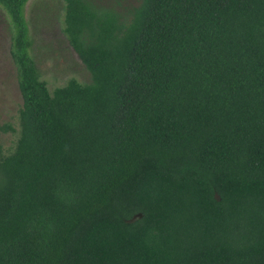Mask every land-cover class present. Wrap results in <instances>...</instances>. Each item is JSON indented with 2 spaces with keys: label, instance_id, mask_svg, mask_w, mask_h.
Here are the masks:
<instances>
[{
  "label": "trees",
  "instance_id": "16d2710c",
  "mask_svg": "<svg viewBox=\"0 0 264 264\" xmlns=\"http://www.w3.org/2000/svg\"><path fill=\"white\" fill-rule=\"evenodd\" d=\"M28 1L0 0L23 99L0 264H264V0H65L91 81L53 91Z\"/></svg>",
  "mask_w": 264,
  "mask_h": 264
},
{
  "label": "rangeland",
  "instance_id": "374dc122",
  "mask_svg": "<svg viewBox=\"0 0 264 264\" xmlns=\"http://www.w3.org/2000/svg\"><path fill=\"white\" fill-rule=\"evenodd\" d=\"M104 8L126 13L141 0H93ZM65 0H29L25 15L34 45L33 56L51 91L70 78L83 83L91 81V74L69 45L64 31ZM12 25L7 11L0 4V156L11 153L20 134L19 112L23 99L18 73L11 56ZM13 126L15 131L4 130Z\"/></svg>",
  "mask_w": 264,
  "mask_h": 264
},
{
  "label": "water",
  "instance_id": "95a60500",
  "mask_svg": "<svg viewBox=\"0 0 264 264\" xmlns=\"http://www.w3.org/2000/svg\"><path fill=\"white\" fill-rule=\"evenodd\" d=\"M139 217H141V214H137V215H135L134 218L131 219L130 221H134V220L138 219Z\"/></svg>",
  "mask_w": 264,
  "mask_h": 264
}]
</instances>
